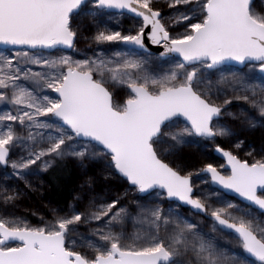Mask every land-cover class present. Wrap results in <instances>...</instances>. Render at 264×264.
<instances>
[{
  "label": "snow or ice",
  "instance_id": "6c2138e0",
  "mask_svg": "<svg viewBox=\"0 0 264 264\" xmlns=\"http://www.w3.org/2000/svg\"><path fill=\"white\" fill-rule=\"evenodd\" d=\"M166 4L168 15L155 0H0V264H264V145L249 161L216 143L225 163L195 172L165 159L221 137L239 148L234 121L264 126V0ZM109 10L132 25L100 27ZM83 18L96 25L83 38L99 50L74 58L67 50ZM146 41L162 47L156 60L166 69H150ZM233 101L249 107L228 111ZM67 159L103 162L73 204L39 225L7 211L36 190L30 177ZM194 178L217 189L198 194ZM224 233L237 247L214 235Z\"/></svg>",
  "mask_w": 264,
  "mask_h": 264
},
{
  "label": "rangeland",
  "instance_id": "374dc122",
  "mask_svg": "<svg viewBox=\"0 0 264 264\" xmlns=\"http://www.w3.org/2000/svg\"><path fill=\"white\" fill-rule=\"evenodd\" d=\"M155 3L158 7H160L165 15L169 14V10L167 9L166 0H155ZM133 21L128 14L120 15L118 12L109 11V15H105L99 18V26L103 27L104 25H108L111 28L116 30H127ZM82 24L84 27L82 28V36L77 41L76 49L67 50V54L73 55L74 58H85V56H91L93 51H98L94 42L90 40H85L84 36L91 37L96 31V25L93 24L90 19L83 18ZM182 31L180 28H174L173 32ZM101 48H105L108 54L114 50L113 47H109L108 45H101ZM153 63H150L149 67L153 71H159L161 69H166L168 67V63L160 62L156 60V54H153ZM36 67V66H33ZM240 68L243 71H249L248 68L235 67ZM256 72H259V69H256ZM117 95L120 98H125V92L117 88ZM248 108L249 106L243 101H233V106L228 109V111H240V106ZM6 110L5 105H0V111ZM233 127L238 133V139L243 141L239 148L236 147L237 138H218L216 142L212 141H203L201 140L199 143H191L177 146V149L171 154L167 155L165 159L169 162L173 167H180L183 172L193 171L196 169L202 168L206 163H213L214 165L223 164V162L214 154L215 144L220 143L222 147L227 150H231L241 159H247L251 161L252 157L248 156L247 153L253 151V149L259 151L262 145H264V126L258 124L255 128L249 129L246 126H242L240 121H234ZM167 147V145H165ZM190 155H193L191 157ZM257 158H259L257 156ZM67 161L72 170L75 177V190L73 192V197L76 196L77 192L80 191V186L82 182L87 178V176H100L101 169L103 167V162L96 163H88L87 168H81L77 161L73 159H67ZM4 175L3 169L0 168V178ZM33 184L36 186V190L27 189L25 195H23L16 203L15 206H9L7 211L19 217L26 218L32 225H39L42 222L51 221L53 219V209H67L68 205L73 204L74 200L68 202V204L64 207H58L47 195L46 191L48 189V183L44 177V172L39 176L30 177ZM201 179H208L206 176L201 177ZM194 182L197 185L199 192L198 194H207L210 191H215L216 189L212 188L210 183L203 184L200 179H195ZM8 185H14L15 180L9 178L7 181ZM112 186L116 188L119 192L124 191V186L117 184L116 180L112 181ZM23 188V185H21ZM104 185L101 183L98 187V191L101 190ZM117 192H112V195H116ZM136 198V194L129 193V201L131 199ZM225 199H230L225 197ZM232 199V198H231ZM129 201H125L128 203ZM234 202L239 203L234 200ZM168 205L165 204V207ZM83 208V204L80 205ZM0 211H3V208H0ZM183 211L188 214V209L184 208ZM63 214V213H61ZM238 214V213H237ZM194 219H201V217L195 216ZM212 225L211 219H207L202 224L204 231H210ZM128 233H132L135 229L131 222H128L127 225ZM218 239L220 243L226 247H237L236 238L234 235H228L224 233L222 236L219 234ZM239 251H242L238 249ZM86 251H91V249H86Z\"/></svg>",
  "mask_w": 264,
  "mask_h": 264
},
{
  "label": "trees",
  "instance_id": "16d2710c",
  "mask_svg": "<svg viewBox=\"0 0 264 264\" xmlns=\"http://www.w3.org/2000/svg\"><path fill=\"white\" fill-rule=\"evenodd\" d=\"M190 156L193 157V155ZM44 177L48 183L46 195L58 207H64L73 200L75 177L67 161H62L47 172H44ZM116 182L121 185L119 181Z\"/></svg>",
  "mask_w": 264,
  "mask_h": 264
},
{
  "label": "water",
  "instance_id": "95a60500",
  "mask_svg": "<svg viewBox=\"0 0 264 264\" xmlns=\"http://www.w3.org/2000/svg\"><path fill=\"white\" fill-rule=\"evenodd\" d=\"M109 11H112V12H118L117 10H109ZM128 15H130V14H128ZM146 43H147V46H148L149 50H150L153 54H157L159 51H162V50H163L161 46H159V45H153V44H151L150 41H146ZM3 47H4V46H0V49H2ZM231 64H232L233 66H235V67H242V65H236L235 62H231ZM214 151H215V153L221 158V160L223 161V163H225V159H224V157L222 156V154L219 153V152H217V151H216V148H215ZM212 186H213L214 188L217 189V186H215V185H212ZM141 195H142V194H141ZM226 195H228V196L234 198V195H235V194L227 193ZM238 200H239V199H238Z\"/></svg>",
  "mask_w": 264,
  "mask_h": 264
},
{
  "label": "flooded vegetation",
  "instance_id": "af4514ba",
  "mask_svg": "<svg viewBox=\"0 0 264 264\" xmlns=\"http://www.w3.org/2000/svg\"><path fill=\"white\" fill-rule=\"evenodd\" d=\"M214 154L221 160V158L215 153V151H214ZM222 161V160H221ZM223 162V161H222ZM224 164V163H223ZM210 183V182H209ZM211 185V184H210ZM211 187L212 188H214L212 185H211ZM214 189H216V188H214ZM225 197H228V198H232L233 199V197H230V196H228V195H225ZM236 201H238V202H240L238 199H235Z\"/></svg>",
  "mask_w": 264,
  "mask_h": 264
}]
</instances>
